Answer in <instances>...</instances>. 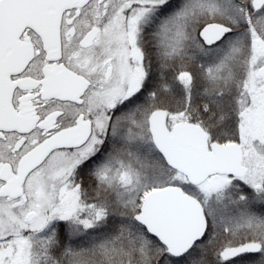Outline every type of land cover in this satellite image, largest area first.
<instances>
[{"label": "snow or ice", "instance_id": "1", "mask_svg": "<svg viewBox=\"0 0 264 264\" xmlns=\"http://www.w3.org/2000/svg\"><path fill=\"white\" fill-rule=\"evenodd\" d=\"M0 264H264V0H0Z\"/></svg>", "mask_w": 264, "mask_h": 264}]
</instances>
